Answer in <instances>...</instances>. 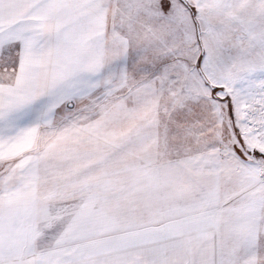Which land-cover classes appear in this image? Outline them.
<instances>
[{
  "label": "snow or ice",
  "instance_id": "6c2138e0",
  "mask_svg": "<svg viewBox=\"0 0 264 264\" xmlns=\"http://www.w3.org/2000/svg\"><path fill=\"white\" fill-rule=\"evenodd\" d=\"M0 264H264V0H0Z\"/></svg>",
  "mask_w": 264,
  "mask_h": 264
}]
</instances>
